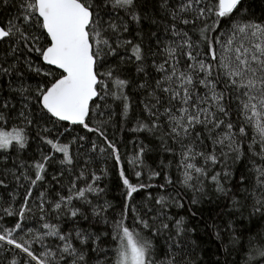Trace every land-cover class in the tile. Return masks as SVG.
Masks as SVG:
<instances>
[{"label": "snow or ice", "instance_id": "6c2138e0", "mask_svg": "<svg viewBox=\"0 0 264 264\" xmlns=\"http://www.w3.org/2000/svg\"><path fill=\"white\" fill-rule=\"evenodd\" d=\"M246 4L0 0V264H264V17ZM110 128L153 139L126 167ZM30 136L38 158L10 167Z\"/></svg>", "mask_w": 264, "mask_h": 264}, {"label": "trees", "instance_id": "16d2710c", "mask_svg": "<svg viewBox=\"0 0 264 264\" xmlns=\"http://www.w3.org/2000/svg\"><path fill=\"white\" fill-rule=\"evenodd\" d=\"M246 7L250 8V11L254 13V18L255 19H260L261 17H264V0H247ZM7 15V13H5ZM147 31V29H146ZM135 107V105H134ZM135 124V121H133V126ZM109 134L113 135L114 134V139L121 144V153L122 156L125 158V166L127 167V159H130L134 153L135 146L133 141H135V145H138L140 140H144L145 143H148L149 140H152L153 138L150 136H147L146 133H141V134H133L130 132L125 131L123 134L116 132L114 128L109 129ZM75 135V133H73ZM124 137V139H122ZM147 137V139H145ZM153 143L158 144V141H154ZM126 145V146H125ZM151 147V145H149ZM75 148V146H73ZM167 153H163L162 151H152L148 155L147 163L153 167H155V164L153 163L155 161L156 164L159 163L160 159H163L165 156H167ZM36 156L38 158L39 152L37 149V140L33 139L31 136L29 138V147L21 152L19 155H17L15 152L11 153V157L8 161L9 166H12V161H16L17 164L20 163H25V164H31L32 163V157ZM167 162V161H165ZM108 167H111V161L108 162ZM171 172L173 175H175V165H173ZM109 188L110 191L108 193L107 198L111 199L113 203H118L119 202V197H118V192L117 189L115 188V179L113 178L109 182ZM185 202L187 203V197H185ZM196 207L200 208V211L202 213V216L207 219L210 217V215H214L216 211H219L217 208L216 203L211 202V201H206L202 203L201 205H198ZM35 210V209H34ZM172 212H180V214H185L183 209H171ZM247 216V212H245V217ZM5 221H7V224H4L3 221H0V224H4V226H11L13 218L11 217H5ZM199 219V217H198ZM239 219V218H238ZM30 226H37L35 224V221H27ZM193 221L191 218H189L188 223L191 224ZM244 223H248L247 219L243 221ZM67 225H65L66 227ZM86 226V225H85ZM197 236V233H193V239H195ZM199 236L202 237L204 244L203 247L205 249H212V251H215V247L213 244L208 243V238L203 236V227L201 226ZM159 244H163V240L158 241ZM212 259H215L213 256Z\"/></svg>", "mask_w": 264, "mask_h": 264}]
</instances>
